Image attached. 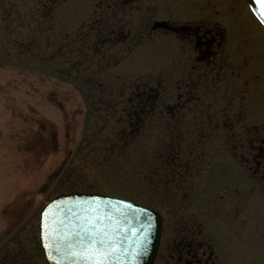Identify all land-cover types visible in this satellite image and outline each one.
Here are the masks:
<instances>
[{
	"label": "rangeland",
	"instance_id": "obj_1",
	"mask_svg": "<svg viewBox=\"0 0 264 264\" xmlns=\"http://www.w3.org/2000/svg\"><path fill=\"white\" fill-rule=\"evenodd\" d=\"M109 4L0 0V246L8 242L9 254L33 255L43 205L61 193L83 192L159 209L168 227L183 206L211 239L216 264H264L258 176L264 170L256 172L252 161L244 168L241 147L231 148L227 138L240 142L244 123L234 124V132L227 118H214L211 158L196 166L201 176L187 191L171 161L172 124L163 114L152 129L144 119L134 130L131 102L139 85L174 83L188 49L176 33L152 29L153 23L205 21L223 29V47L235 70L241 66L235 79L247 81L245 120L264 127V26L247 0H122L115 17L116 57L122 58L97 69L85 42L95 51L102 46L96 34H86L102 19L113 26ZM127 33L132 37L124 42ZM226 102L217 98L212 111L236 110ZM201 152L206 156L207 146Z\"/></svg>",
	"mask_w": 264,
	"mask_h": 264
},
{
	"label": "flooded vegetation",
	"instance_id": "obj_2",
	"mask_svg": "<svg viewBox=\"0 0 264 264\" xmlns=\"http://www.w3.org/2000/svg\"><path fill=\"white\" fill-rule=\"evenodd\" d=\"M112 2L114 5H109L112 7L113 26H107L102 19L99 24H93L91 31L88 30L86 34L88 39L89 35L96 34L98 43L102 46H97L98 50L95 51V44L91 47L88 45L89 42H85L87 51L84 52L97 56L95 63L97 69L115 65L117 50L121 44L120 26L115 17H118L122 0ZM209 24L211 23L205 21L177 26L162 23L160 28L176 33L188 46L182 53L179 76L174 83L155 81L156 83L150 85L147 83L139 85L131 99L134 106L132 109L134 130L140 128L144 119L149 124L147 127L152 129L154 118L163 114L172 124L173 130L170 133L175 134L177 144L175 149L171 145V161L174 169L181 173L180 185L184 188L185 182L189 183L187 191L194 187L192 182L199 181L201 176L195 172L196 166H200L202 160L207 162L211 158L212 132L217 129L214 118L218 116L227 118L230 123V126H227L228 131L231 129L237 132L239 126L234 124L240 121L244 123L240 131L241 141L236 142L238 140H232L231 136H227L231 140L229 145L235 149L241 147L239 161L244 168H248L249 162L252 161L256 172L257 169L264 170V136L262 137L264 127L260 129L257 126L249 127L245 120L244 100L248 92L245 89L247 81L235 79L238 74L239 77L241 75V66L238 71L235 70V63L230 60L229 53L223 47L225 38L223 29L208 27ZM158 27L157 22L153 23L152 29H160ZM131 37V33H127L124 42ZM143 38L145 34L136 35L132 43H139ZM88 58L90 59L89 56ZM217 98H224V101H227L226 105L231 100L230 107L231 109L235 107L236 110H224L223 113L212 111V105L216 103ZM235 99L239 100L237 104L233 103ZM206 146L207 153L204 156L201 151ZM191 169L194 171L191 172ZM263 173L258 175L261 183L264 181ZM179 208L181 210H178ZM179 208L176 207L178 215L170 222V227L163 217L160 245L152 264H216L212 241L205 236L201 223L195 218H189L183 206ZM157 211L162 214L159 209ZM37 242L38 248L35 247L33 255L9 254L8 242H4L0 246V264H49L39 241V218Z\"/></svg>",
	"mask_w": 264,
	"mask_h": 264
},
{
	"label": "water",
	"instance_id": "obj_3",
	"mask_svg": "<svg viewBox=\"0 0 264 264\" xmlns=\"http://www.w3.org/2000/svg\"><path fill=\"white\" fill-rule=\"evenodd\" d=\"M248 1L258 18L262 10L256 0ZM89 216L99 219L96 227L106 228L115 241L114 254H110L106 264H152L160 245L162 216L136 203L83 192L59 194L40 212V243L49 264H85L76 257L69 258L54 252L46 244H51L49 233L52 229H57L61 238L74 242L76 234L83 231L84 219ZM50 255L54 258L50 259Z\"/></svg>",
	"mask_w": 264,
	"mask_h": 264
},
{
	"label": "snow or ice",
	"instance_id": "obj_4",
	"mask_svg": "<svg viewBox=\"0 0 264 264\" xmlns=\"http://www.w3.org/2000/svg\"><path fill=\"white\" fill-rule=\"evenodd\" d=\"M262 10L258 19L264 23V0H256ZM99 219H92L90 216L84 219L82 233L78 232L74 242L61 238L57 229L50 230V247L54 252L65 257H76L85 261V264H106L110 254H114L115 241L112 240L106 228H97ZM50 259L54 257L49 256Z\"/></svg>",
	"mask_w": 264,
	"mask_h": 264
},
{
	"label": "trees",
	"instance_id": "obj_5",
	"mask_svg": "<svg viewBox=\"0 0 264 264\" xmlns=\"http://www.w3.org/2000/svg\"><path fill=\"white\" fill-rule=\"evenodd\" d=\"M121 58L122 56L117 57L116 62H118Z\"/></svg>",
	"mask_w": 264,
	"mask_h": 264
}]
</instances>
